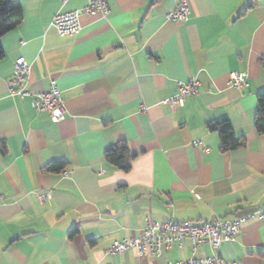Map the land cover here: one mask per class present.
I'll list each match as a JSON object with an SVG mask.
<instances>
[{"label": "crops", "instance_id": "0c3cea01", "mask_svg": "<svg viewBox=\"0 0 264 264\" xmlns=\"http://www.w3.org/2000/svg\"><path fill=\"white\" fill-rule=\"evenodd\" d=\"M19 1L21 21L0 38V264H168L193 254L189 239L159 254L107 248L149 221L200 223L264 206V133L254 127L264 0H187L185 22L166 18L180 0H106V17L81 14L80 30L65 34L53 16L86 0ZM20 56L31 66L26 89L57 81L62 119L9 92ZM233 72L246 73L240 89L228 85ZM192 76L200 93L172 108L168 98ZM221 121L243 145L220 149L210 125ZM122 142L127 170L104 156ZM56 159L62 171L43 170ZM211 251L202 243L195 254ZM219 252L264 264V215Z\"/></svg>", "mask_w": 264, "mask_h": 264}, {"label": "built area", "instance_id": "2783aa9c", "mask_svg": "<svg viewBox=\"0 0 264 264\" xmlns=\"http://www.w3.org/2000/svg\"><path fill=\"white\" fill-rule=\"evenodd\" d=\"M86 2L83 8L57 12L53 16L52 24L59 33L78 32L81 28V14L107 16L109 9L106 0H86ZM189 14L190 7L187 0H180L172 10L166 13V18L174 22H185L188 20ZM30 70V63L23 56L15 59L12 76L7 82L9 92L19 96H30L31 106L35 110L46 111L56 120L62 119L65 108L57 81L52 78L46 89L31 92L24 86ZM245 79V72H233L229 76L228 85L233 89H240L243 87ZM199 85L200 82L196 76L179 81L176 93L167 100L169 105L174 109L181 107L188 96L200 93ZM193 143L198 145L201 141L195 140ZM204 148L207 149V147ZM63 173L66 174V171ZM263 215L264 206L237 213L231 218L214 215L200 223L179 221L173 218L161 222L149 221L139 237L114 240L107 248V252L120 253L126 249L134 248L138 254H159L164 248L171 247L174 243L180 244L184 238H187L191 241L193 254L188 258L168 262V264H231L222 258L219 252L220 245L233 240L240 233L242 224L248 218L262 217ZM202 243L208 244L212 249L209 255L195 254L196 248Z\"/></svg>", "mask_w": 264, "mask_h": 264}, {"label": "trees", "instance_id": "16d2710c", "mask_svg": "<svg viewBox=\"0 0 264 264\" xmlns=\"http://www.w3.org/2000/svg\"><path fill=\"white\" fill-rule=\"evenodd\" d=\"M21 4L19 0H0V38L22 19ZM4 56V48L0 42V58ZM258 110L254 118V127L260 134L264 133V88L257 94ZM210 128L217 131L221 144L220 149L226 151L244 144V137L235 136L228 121L215 122ZM105 158L117 167L127 170L130 167L132 156L124 142L106 148ZM65 167L64 160H51L44 167L45 171H62Z\"/></svg>", "mask_w": 264, "mask_h": 264}]
</instances>
